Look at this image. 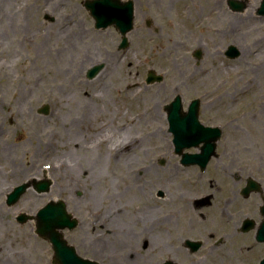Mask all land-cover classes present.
<instances>
[{
    "label": "rangeland",
    "instance_id": "rangeland-1",
    "mask_svg": "<svg viewBox=\"0 0 264 264\" xmlns=\"http://www.w3.org/2000/svg\"><path fill=\"white\" fill-rule=\"evenodd\" d=\"M259 1L248 0L244 12L230 13L237 17L235 31L225 35V38H220L222 47L219 49L208 44L211 40L204 33V29L211 25L212 29L223 31L225 25H219L214 20L210 22L205 17H202V21L200 18L197 19L196 16L206 12L198 0H190L186 2H188L187 6H190L192 14H188V17L192 21H183L182 15H172L170 19V16L161 17L158 14L155 17L158 33L151 35L152 40L149 38L143 44L135 43L132 47L136 52H117L115 48L107 47L111 45L105 41L106 33L86 31L90 23L87 24L85 10L81 6L82 0H0V62L4 64V73H0V150L3 146L10 149V151L4 149L5 157L0 159V254L2 259L7 261L0 264H14V262L15 264L16 262L52 264V248L48 242L36 235L34 222L19 224L16 223V217L20 214L34 217L37 210L48 202L58 199L65 202L66 210L72 215L74 205L78 206L77 209L81 212L88 210L90 213H105V218L109 217L111 212L110 218L113 222L129 231L134 229L124 224L133 218V211L143 210L145 206L149 208V216L156 219L155 225L162 224L155 229V236L162 246L159 247L162 254L154 252L155 248L152 247L154 249L150 258L152 263L164 264L166 261L176 260L179 262L177 264H187L198 260L196 255L193 257L191 253L184 254L181 241L178 245H174V237L185 238L187 235L186 229L183 230L182 217L176 216L173 220H168L171 217L164 216L172 207L180 206L179 195L182 194L184 197L189 195L187 193V187L190 185L189 177L192 174L197 175L194 170H183L184 167L179 165L173 153L172 137L168 133L164 117L160 119L162 123H159L157 130L163 139L164 151L161 150L162 147L152 152L142 153V150L139 152L137 163H128V165L121 160L115 163L114 159H110L105 154L102 158H98L97 152L102 154L101 150L90 145L86 149L83 148L84 150H78L76 145L84 144L85 140H91L90 142L93 143V139L97 136L94 135L101 130L102 123L105 130L101 134L108 136L116 133L115 129L120 128L116 125L122 121L123 126L128 127V116L132 112L137 113L138 108H142L140 98L150 96L153 106L161 107L178 94L182 98L184 109L192 99H200L199 108L202 110L200 118L216 110V106L220 103L221 106L228 104V98L230 101L234 100L232 106H236L234 111L240 114V126L245 125V131L254 137L252 141L245 142L246 148L252 149V146L259 143V139L247 123H259V127H262V120L253 121V109L251 110L252 105H250L254 98L251 96L253 90L243 87L250 80L264 85V72L258 73L254 67L258 61H264V17L255 18L254 15L253 18L247 17L254 13V6L256 7ZM145 9L147 10L146 6ZM226 10L224 9V12L228 13ZM45 14L53 17L55 23L45 22L43 19ZM79 24L83 25L81 29L85 32L81 39H78L79 34L72 31L76 30ZM63 34L72 43L68 50H64L68 47L61 40L65 38ZM141 34H145V31L139 34V38ZM200 44L201 46L196 48ZM228 44H235L241 51L238 60L226 62L223 56L215 55L217 51H224ZM196 50L202 52L200 61L192 55ZM124 53H127L131 59H141L143 63L140 66L133 65L134 63L132 66L111 64L101 73L104 80L97 78L99 81L96 79L88 81L85 78L86 70L96 61L103 63L105 56L112 55L109 59H113L122 57ZM149 70L163 76L161 77L163 82L146 86L144 78ZM126 84L130 87L125 88ZM117 86L119 92L113 91ZM82 93L87 94L86 99L93 107V112L84 125H75L71 128L68 124L72 121V113ZM261 95H264V89ZM44 104L49 105V113L46 116L38 113L39 108ZM146 105L150 107L152 101L150 100ZM205 108L208 109L204 112ZM262 111L264 113V107ZM60 115L62 117L57 119ZM33 119H37V122ZM146 131H144L146 135L152 132ZM123 132L121 139L115 144L127 141L132 134H137L136 132L139 131L126 128ZM147 137L150 138L149 135ZM68 141H78V143L73 145ZM188 152H198V149ZM238 154L241 157L250 155L251 160L259 157L248 152ZM58 157H64L71 168L75 169V172L70 169L72 175L69 174L68 177L59 175L63 165ZM18 160L23 166H32V169L39 160L40 166L46 167V170L43 168L46 175L40 173L37 176L36 171L29 173V176L22 175L23 170L19 171V166L15 164ZM161 161H164L163 164L160 163ZM150 162L155 167H151L147 173L144 172L142 180L137 173L133 187L130 191H126L127 198L124 199L127 201L121 199V190L127 189L129 185L127 182L123 183L125 178L120 174L124 175L125 171H129L137 164L138 167L147 169ZM215 164L210 165L211 168L208 170L211 177H214L216 171L220 173V168L216 169ZM56 166L59 168L57 172L54 171ZM24 168L25 166L22 169ZM183 179L187 184L180 185L179 182ZM41 180H50L52 186L49 192L37 193L33 190L34 182ZM239 181L238 189L234 190L233 205L238 207L237 210L245 208V213L239 217L241 219L251 215L256 201L244 200L239 195L238 190L244 185V180L240 178ZM22 184L28 186L25 194L16 204L8 207L4 202L6 195ZM224 184L221 182L220 187L223 188ZM4 186L9 189L5 191ZM159 190L164 193V198H156V191ZM77 193L81 195L78 196ZM93 195L94 199L91 198ZM118 206L122 207L123 213L117 218L115 208ZM213 213L218 214L216 210ZM199 214L204 218V222H201L197 230L190 231L187 238L212 243L225 232L226 227L222 222L224 223L226 217H215L206 209ZM106 222L109 224L110 219L107 218ZM101 228L98 224L94 226L97 232H100ZM73 231L77 236L78 231ZM201 232L204 233L203 238L199 239L198 234ZM69 233L73 232H65L66 241L71 246H75L76 252L81 256L101 261L102 264H110L111 261L126 264L122 262V257L131 248L121 242L124 236L119 238L118 243L108 242L110 246L108 250L116 251L114 256L97 258L88 252L85 254L77 241L68 238L71 236ZM132 238L129 237L127 242L130 244L133 241L134 245L138 241L137 238ZM227 239L225 237L222 243ZM221 245L217 254L239 255L234 246ZM174 247L177 248L176 251ZM207 247L208 245H205L201 251H206ZM178 249L184 254L179 255L181 259L177 256ZM141 256L144 260H150L149 257H143L144 253ZM112 257L115 258L111 260Z\"/></svg>",
    "mask_w": 264,
    "mask_h": 264
},
{
    "label": "flooded vegetation",
    "instance_id": "flooded-vegetation-1",
    "mask_svg": "<svg viewBox=\"0 0 264 264\" xmlns=\"http://www.w3.org/2000/svg\"><path fill=\"white\" fill-rule=\"evenodd\" d=\"M93 1V0H90ZM185 1V2H183ZM210 3L215 5V8L212 11H206L203 2L200 3V6L204 7V13L203 15L199 14L200 17V21H202V17L207 18L210 22L212 20L216 21L219 23V25H225V22L227 23L225 26V30L221 31L220 29L218 30L217 28L212 29L211 25H208L207 27H205L204 29V33L208 35V39L211 40L208 44L210 46L213 45V48L215 49H219L221 46L220 40L222 38H225V35L227 34H231L234 33L233 31H235V22L234 21H230L228 20V17H233V18H237L234 15H231L230 13H239L236 10H234L233 8V4L231 3L234 0H208ZM235 1H240L241 6H245L247 8L248 5V0H235ZM260 2L259 4L256 5V7L254 6V13H252V15L256 16V17H261L258 16L256 13L258 11L257 8H259L260 6ZM132 5V14H133V23H132V27L131 29L129 28L128 31L126 32H122L121 29H119L116 26V21H105L106 22V26L105 27H101V28H95V20L93 19L91 12L85 10V18L87 21V24L90 26L88 27V30L86 29V31L88 32L89 30H94L95 32H99L100 34L106 33V37L105 41H108V44L111 46H107L109 48H115L117 50V52H128V51H134L136 52V50H133V47L135 45V43H140L143 44L145 42H147V40L150 38V40H152V34H155L156 32L158 33L157 30V25L155 24V17L159 14L161 17H169L171 19L172 15H182V19L183 21H185V18L188 17V14H192L191 10L189 8L188 2H186V0H115L114 2H112L111 0H104V14L105 17L107 18L108 16H112L113 14L115 15V17L121 18L123 17L125 19V25H126V15H128L129 13V5ZM145 3V5H144ZM159 4L162 7V10H159ZM82 7L83 3L81 4ZM145 6L147 7V10L145 9ZM186 6V7H185ZM225 6L226 8L222 7ZM224 9H227L226 12H224ZM211 12L212 16L208 17L207 15H209ZM43 19L45 21L50 22L51 24L55 23V19L54 18H50L49 16L44 15ZM108 22V23H107ZM189 22V21H187ZM173 26H175L172 23ZM62 27L65 28L64 25L61 24ZM124 26V23H123ZM83 25L79 24L77 25L76 30H72L73 33L79 34L81 39L83 34H85ZM127 28V25L124 27V29ZM143 31H145V34H141L140 38H139V34L142 33ZM210 31V32H209ZM63 33H65L64 31H62ZM134 32V33H133ZM224 33V34H223ZM223 34V35H222ZM63 37H65V35L63 34ZM68 37H65L62 40V42L66 45V47H70L72 44L71 42H69L67 40ZM221 38V39H220ZM201 46V44L199 46H197L196 48H199ZM231 46H235V44H228L226 46V48L224 49V51L221 52H216L215 55H220L223 56V58L225 59V61H235L238 60L241 56V51L238 49L237 46L236 47V53H238L237 57L234 58H229V55H231L230 52L231 51ZM73 49V48H72ZM200 51V50H199ZM261 50L259 49V52ZM201 55L202 52H199ZM193 55V54H192ZM211 55V54H209ZM112 57V55H110ZM109 56V57H110ZM108 56H105L104 58V62H100V61H96L95 64L93 65H98L99 67L101 66V71L100 73L97 75L96 78H101V79H105L102 77L101 73L103 71V69L107 68L108 66H110L111 64H114L116 66H132L136 65V66H140L143 61L141 59H131L128 57L127 53H124L122 55V57L118 56L116 58H111L109 59ZM202 58V55H201ZM201 58L197 61H200ZM95 78V79H96ZM255 80H250L249 83H247L243 89H247V90H253V94H251V96H253L254 98L252 99V103L250 105L251 106V110L254 109V101H256L259 98H262V105L264 107V95L260 96V93L263 92L264 89V85L257 84L254 83ZM253 83L255 84V86H253ZM103 85V83H102ZM106 85H108L106 83ZM105 86V84H104ZM109 86V85H108ZM253 86V87H252ZM110 87V86H109ZM125 88H129L128 84L125 85ZM106 89V87H105ZM113 91L119 92L118 86L114 88ZM240 92V90H239ZM155 96H153L154 98ZM81 99V98H80ZM86 100V104L80 105V102H78L77 106L75 107L76 109H74V112L72 113V121H70V123L74 124V125H84V123H86L88 121L89 116L91 115V113L93 112V107L91 106V104L87 101L86 98H84ZM143 98H140V103L143 104L142 100ZM219 100V98H218ZM217 100V101H218ZM216 101V100H215ZM221 101V100H220ZM228 104H226L225 106L222 105L221 103L219 106H216V110L210 111L208 113V116L204 117V118H200V114H201V108L199 109V120L201 122V124L205 127H212V128H218L220 131V136L213 141L211 138H213V134L211 132H206L205 134L208 136L209 143H213L214 144V150L211 151L209 149H207L210 153H208L207 155H204L203 149L205 144L204 143H200L198 145H195L193 147H191L190 149H188V151H195V149H198V152H189V154H193L195 156H201V157H205L208 159V162L206 163L205 166H202L200 164H193V163H188V164H183L181 163V156H176V158L178 159L179 165L184 167L183 170H187V169H192L194 170V172H197V175L192 174L189 179H190V185L187 187V193H189L190 196L192 193V190L197 187L196 189H201L202 191L208 192L207 194H213L214 198L216 200L219 199H223V197L228 196L231 201L230 203L227 205V207L224 208V217L225 221L224 223L222 222L223 226L226 227V230H224V233H221V236H219L215 241H213L212 243H205V240L203 242V240H198L196 241L194 240H189L187 238V235H189L190 231H195L198 229L199 226H194V225H190L189 223V219L185 217L184 212L182 210V202L180 201V199L182 198H186L184 196L179 195L178 201L180 203V206H175L172 207L164 216H166V218H170L168 220H173L176 216L178 217H182L183 219V223L182 225H184V229H186V237L182 238V237H174V245H178V243H180V241L182 242V248L184 250V254L186 253H191L193 255V257L196 255L198 256V260L196 262H189L187 264H259L262 262V260H264V242H261L257 239V231H259L261 226H264V113L263 111H261V116L255 114L253 111V121H261V126L259 127V123H247L250 127L253 128V130L255 131V133L258 135V139H259V143L255 146H252V149H248L246 148L245 142L247 141H252L254 139V137H252L253 135H249V133L247 131H245V125L240 126L239 124V113L236 114V112L234 111L236 106H232L234 105L235 101H230V99H227ZM169 103L166 102L164 103L163 106L159 107L158 105H156L160 112L163 113L162 116H160V118H155L152 117V119H145L143 121L142 118L143 117V113L142 108H138L137 109V113L132 112L129 116H128V127L123 126V121L121 123H118V125L120 128H116L115 130L116 133L113 135H109V136H113L114 139H112L113 141H118L121 139L122 135L124 134V130L126 128H132V130H136L139 132H136L137 135L135 136V134H132L131 138H129L127 141H124L122 144H116V148L117 149H121L123 146H127L129 144V142H140L141 138H140V131L142 130V128H153L155 130H157V128L159 129V123L161 124V120L163 117L165 118L166 121V125L168 127L167 124V109H165V105ZM80 105V109H78V106ZM142 107V106H141ZM262 107V108H263ZM260 108V110L262 109ZM146 109L148 108H144V110L146 111ZM208 108H205L204 112L207 110ZM255 109H257L255 107ZM186 110V108L184 109ZM81 111V113L79 112ZM215 111V112H214ZM214 112V113H213ZM61 116V115H60ZM115 116V115H113ZM76 117V118H75ZM131 118H136V119H140V121H136L134 125L131 124ZM84 122V123H83ZM82 123V124H81ZM70 126V124H68ZM63 127L66 128V125L63 124ZM104 124L102 123L101 125V130L98 131L94 136H96L97 134H100L101 136H108L107 134L102 135L101 133H103V130H105L104 128ZM158 133V132H157ZM169 133V132H168ZM170 134V133H169ZM108 136V137H109ZM137 138H135V137ZM85 140V139H84ZM91 141V140H90ZM90 141H84V144H78L76 145L78 150H84L86 149V147L88 145H90V147L92 148H96L102 151V154L107 155L105 152V150H103V147H100L98 144V141L96 138L93 139V143ZM163 141V139H162ZM71 142V141H68ZM73 145L78 143V141H72L71 142ZM68 144V143H67ZM115 144V143H114ZM153 144H157L156 140L153 141ZM173 146V145H172ZM159 147H162L165 149V147L163 146V144H161V146L159 145ZM157 147V148H159ZM84 148V149H83ZM156 149V148H155ZM154 149V150H155ZM163 149V151H164ZM142 153L148 152L149 150H144L143 147H138L135 150H127L130 151V153L126 154L127 152H125L124 155H122V158L120 159L122 162L124 163H137L138 162V158L140 156V151H142ZM153 150V151H154ZM157 150V149H156ZM88 151V150H86ZM239 152H248V153H252L254 155H257L259 157H257V159L255 160H251V156L247 155V156H240L238 153ZM173 153H174V149H173ZM98 155H100L101 153L97 152ZM175 155V154H174ZM109 156V155H107ZM98 158H102V157H98ZM118 160V161H120ZM161 161L160 163L163 164ZM116 163V162H115ZM215 164L216 169L220 168V173L216 171V174L214 175V177L210 176V165ZM128 164V165H129ZM139 164L132 166L130 168L129 171H125L126 173L124 175L120 174L122 178H125V180H123V183L127 185L128 188L125 190H121V199L127 198L126 195V191H130L131 188L133 187V182H135L137 179V173L139 174V178L142 180L143 174L144 172L147 173V171L151 170V167H155L154 164L152 162H150V165L146 168L143 167H138ZM73 169V171L75 172L74 168H70ZM145 169V170H144ZM212 172V171H211ZM244 173H246V176H244ZM70 174L72 175V172L70 170ZM126 174L131 175V178L126 179ZM141 175V177H140ZM199 175V176H198ZM242 178L244 180V185L241 186V188L238 190L239 191V195L244 199V200H248L251 199L255 202V206L252 210V213L250 216H244L243 218H239L241 215H243V213H245V208L242 207L241 210H237L236 206L233 205L234 204V200H235V194H234V190L238 189L239 186V179ZM186 180H182L180 183V185H185ZM223 182L225 183L223 188L220 187V183ZM126 185V186H127ZM75 186L77 187V185L75 184ZM121 186V185H119ZM122 187V186H121ZM176 189V188H174ZM195 189V190H196ZM248 190V194L246 196H244L245 191ZM225 192L233 193V196L227 195ZM71 193V190H70ZM78 196H80V193H77ZM156 198H164V193L159 190L156 191ZM91 197V196H90ZM89 197V198H90ZM94 195L91 197L93 198ZM94 199V198H93ZM203 199V198H202ZM124 201H127L124 199ZM203 200L199 199L196 200L195 202H191V207H197V208H201L203 205ZM193 204V205H192ZM174 205V204H172ZM75 207V208H74ZM73 208V217L76 218L75 220H77V224L76 227H74L72 230H63L62 234L65 238V242L68 243V241H66V237H65V232H73V233H69L71 236L68 238H71L73 241H77L81 248L84 249V253L87 254L90 253L93 257H97L100 258L102 256H114L116 254L115 250H111L109 251V243L108 242H113L118 243L120 240L119 238H121L123 236V231H124V240H121V242L123 244H125L126 246H129V248L133 249V251H128L124 254V256L122 257V262L126 263V264H153L152 263V259L151 258V254L154 251V249L152 247L155 248V251H157V253L159 252V254H162L160 251V246L161 243L159 242L158 238L155 236V229L158 228L160 225H155L156 219L152 218L149 216V208L147 209V207H143V210H135L133 211L134 216H132L133 218L128 220L126 224L124 225H128L131 226V228L134 229L133 230H125L123 227H121L118 224H115L112 220V218H110L111 216V212L109 213V217H107L108 219H110V223L108 224L107 218H105V213L101 214V212H93L90 213L88 210H85V212H81L80 210L78 211L76 205H74ZM116 209V216L117 218L122 215L123 210L121 206H118V208ZM212 212V214L215 217L218 218H224L221 217L218 214L213 213L214 210L209 209V208H202L200 211L205 210ZM233 210V211H232ZM139 211V213H138ZM199 211V213H200ZM232 211V212H231ZM141 212H145V214H140ZM198 213V214H199ZM160 215H163L162 213H160ZM201 214H199L200 216ZM149 216V217H148ZM202 216V215H201ZM186 220H185V219ZM202 218L203 222H204V218ZM167 220V219H165ZM164 220V221H165ZM202 222V223H203ZM98 224L100 227H102L100 232H97L96 229H94V226ZM109 226H108V225ZM158 224V223H156ZM213 225V223H210ZM105 226V227H104ZM156 226V227H155ZM231 226L229 229L228 227ZM73 230H77V236L74 235V231ZM115 232L116 236L115 238L111 237V233ZM106 235L107 239H102L104 240V242H100L98 239L100 236ZM203 232H201L199 235V239L203 238ZM156 240H155V237ZM137 238V243L133 245V241L129 244L127 241L129 240L128 238ZM228 238L226 241H224L222 243V240L224 238ZM132 238V239H133ZM98 241V245L95 246V242ZM190 242H194V243H199L198 248L197 249H192ZM245 243V244H244ZM69 244V243H68ZM208 245L207 250L202 252L201 249L205 247V245ZM221 244L224 245H231L232 247L234 246V249L236 250L237 255H231V256H223V255H219L217 254V251L220 250V247L222 246ZM70 245V244H69ZM162 247V246H161ZM73 248L75 249L74 252H76V247L73 246ZM175 251L177 250L176 247ZM179 254H177V256L181 259L182 257L179 255H184L182 253V251L180 249H178ZM79 256H81L78 252H76ZM142 253H144V258L149 257L150 260H144L142 259ZM241 253H243V255H241ZM173 255V254H172ZM176 255V254H175ZM82 258H86L84 256H81ZM192 257V256H191ZM115 257H112L111 260H113ZM87 259V258H86ZM90 259V258H88ZM87 259V260H88ZM174 259V258H173ZM90 260H94L96 262H98L99 264H102L101 261L95 260V259H90ZM110 260V261H111ZM166 262H171V263H179L176 260L172 261H166ZM164 262V264L166 263ZM171 263H167V264H171ZM110 264H117L116 261H111Z\"/></svg>",
    "mask_w": 264,
    "mask_h": 264
},
{
    "label": "water",
    "instance_id": "water-1",
    "mask_svg": "<svg viewBox=\"0 0 264 264\" xmlns=\"http://www.w3.org/2000/svg\"><path fill=\"white\" fill-rule=\"evenodd\" d=\"M99 3H85V7L88 10H91V14L96 20L97 27L99 26H105V21H117V17L113 14L112 16L105 17L104 14V1L99 0ZM113 1V0H112ZM237 7V6H236ZM238 9H241L239 7ZM259 14L264 15V0L261 4V8H259ZM128 19L126 24L131 23V6H129V13H128ZM108 23V22H107ZM124 29V28H123ZM122 31H126L123 30ZM231 55L230 57H236L237 53L236 49L231 47ZM198 56V53L195 54ZM99 68H92L88 72V77L92 78L96 75V73L99 71ZM152 73L148 75V82L153 81ZM199 106V101L195 100L192 101L190 106L188 107V112L184 115L181 112V100L178 97H175L174 102L169 106V114H168V122H169V130L174 135V144L176 148L177 153H181L180 150L190 147L192 145H196L200 143L201 141L205 142V146L203 149L204 155L208 154L207 149L213 150L212 144L208 142V136L205 134L208 132H213L214 136L212 139L215 140L217 137L216 130H211L209 128H204L201 126L197 119V111ZM49 111V106L45 105L43 108L39 110V113L46 115ZM216 133V134H215ZM191 159V160H190ZM193 159V160H192ZM184 163H188L189 161L193 162H200L202 165L206 163V158L199 157V156H188L185 155L183 159ZM200 160V161H199ZM50 183L49 181L39 182L35 184V190L39 193L47 192L49 190ZM27 185H22L21 187H17L13 192L7 195V200L5 201L8 206L13 205L16 203L21 195L26 191ZM65 206L62 202L54 203L51 202L47 204L43 209L38 210V213L36 215V227H37V233L41 236L46 237L50 243L52 244L55 258L60 261L61 264H77V259L74 254V250L71 247H67L65 242L61 239L60 235L55 231L58 228H65L69 227L70 229L73 228L74 223L73 221H70V216L66 213L64 210ZM30 219L29 217L20 216L18 218V221L20 223H24V221H27ZM260 239H264V229L263 231H260ZM76 259V260H74ZM86 264H93L91 262Z\"/></svg>",
    "mask_w": 264,
    "mask_h": 264
},
{
    "label": "bare ground",
    "instance_id": "bare-ground-1",
    "mask_svg": "<svg viewBox=\"0 0 264 264\" xmlns=\"http://www.w3.org/2000/svg\"><path fill=\"white\" fill-rule=\"evenodd\" d=\"M186 1H190V0H186ZM183 2H185V1H183ZM198 2L199 3L203 2L206 11H212L215 8V5L212 4V3H210L208 0H198ZM159 10H162V7H161L160 4H159ZM207 16L208 17H211L212 16L211 12ZM247 17L248 18H253L252 14H249ZM254 17L255 18H259V17H256V16H254ZM196 18L199 19L200 17L199 16H196ZM185 20L192 21L189 17H186ZM228 20L235 22V20H237V19L236 18H233V17H228ZM243 21H245V19ZM226 24L227 23L225 22V26H226ZM68 49H70V48L68 47L67 49H64V50H68ZM174 64H175V61L173 62V65ZM254 67H255V69H256V71L258 73H259V71H261L260 73L264 72V61H262V60L261 61H258V63L256 65H254ZM3 69H4V64L2 62H0V73H4ZM98 81H99V79H98ZM101 83H103V82L101 81ZM80 96H81L80 105L86 104L85 103L86 100L84 99L86 97V94H83L82 93ZM261 99L262 98H259L256 101H254V109H253V112L255 114H257V115H260V116H261V111H262V109L260 110V108L263 107V105H262L263 103H262ZM141 100H142L143 104H142V110H140V111L144 112L143 113V117L144 118H142L143 121L145 119H152V117L160 118V116L163 115V113L160 112L159 108L156 105L153 106V100L151 99L150 96L148 98H144V99H141ZM150 100L152 101V105L149 107L146 104H149V101ZM80 105L78 106V109H80ZM144 105L146 106V108H148V109H146V111L144 110V107H145ZM255 107L257 109H255ZM59 118L60 117L57 116V119H59ZM33 121L34 122H37V119H33ZM136 121L139 122L140 119L131 118V121L130 122H131L132 125H134ZM74 126H75L74 124L70 123V127L71 128H73ZM132 129H133V127L130 128V130H132ZM146 130H149V131H152V132H149V134L146 135L144 133V131L147 132ZM157 130H158V128H157ZM157 130H155L153 128H144V129L142 128V130L140 131V133L142 135L141 141L140 142H137V143L129 142V144L127 146H123L121 149L115 148L116 144H114V143H117V141L115 142V141L112 140V139H114L113 136H109L108 137L106 135L105 136H101L100 134H97L96 139L98 141L99 146L100 147H103V150L106 151L105 153L107 155H109L108 157L110 159H114L115 162L118 163V160H120L122 158V155H124L125 152H127L126 154L130 153V151H127V150H135L137 148V146L138 147H143V149L145 147L144 150H149L151 152L155 148L157 149V147H159V145L161 146L162 139H161V136L157 133L158 132ZM136 135L137 134H135V136ZM148 135L150 136V138L147 137ZM155 140H156V142H157L158 145L153 144V141H155ZM158 142H160L161 144H159ZM68 147H71V145H68ZM4 149L6 151H10V149H7V146H3L2 150H0V159H2V157H5L4 156V153H3L4 152ZM163 149L164 148H161V150H163ZM102 156H103V154H100L99 155V157H102ZM59 159L58 160L59 161H62L61 163L63 165L62 166L63 168L61 169V172L59 173V175H64L65 177L66 176L68 177L69 174H70V166L66 163V160L64 159V157H60ZM15 164L17 166H19V168H20L19 171H22L23 170V173H21L22 175H25V176L28 175L29 176V173H31L33 171H36L37 172V176L40 173H43V175H46V174H44L45 172L43 171V168H44V170H46V167H43L42 168V165L40 166L39 160L36 163V167L34 168L35 170L32 169L33 168L32 166L27 167L26 165H24L25 168L22 169L24 166H23L22 163H20V160H18V163L15 162ZM54 171L57 172V168L54 169ZM46 177L47 176H45V178ZM125 177H126V179H129V178H131V175L126 174ZM70 186H72V185H70ZM196 188L197 187H195L192 190V192H191L192 194L190 196H187L186 198H183V199L181 198L180 199V201L182 202L181 203L182 204V210L184 212L183 215H185V217L189 219L190 225L199 226L201 224V222H203L202 218H200V216H199L198 213H199V211L202 208H206V207L209 208V209H212V210H216L217 213H218V215H220L221 217H224V213H223L224 208L227 207V205L230 203L231 199L228 196H225V197H223V199L221 198L219 200H216L214 198V195L213 194H207L208 192H205V191H202L201 189H196ZM8 189H9V187H5V191H7ZM225 193L227 195L233 196V193L232 192H230V193L225 192ZM199 199L203 200L202 207L201 208H197V207L192 208L190 203L191 202H195L196 200H199ZM111 234H112L111 237L112 238H115V236H116L115 232L112 231ZM123 236H124V231H123ZM104 238L107 239V236L103 234V236H100L98 240L100 242H104V240H102ZM97 245H98V241L95 242V246H97ZM4 260L2 259V255L0 254V262L1 263H7V261H4ZM14 264H15V262H14ZM16 264H20V263L19 262H16Z\"/></svg>",
    "mask_w": 264,
    "mask_h": 264
}]
</instances>
